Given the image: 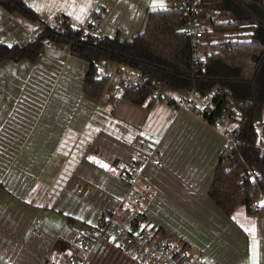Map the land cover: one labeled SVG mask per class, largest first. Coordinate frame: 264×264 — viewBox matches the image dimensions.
Segmentation results:
<instances>
[{"label": "crops", "instance_id": "crops-1", "mask_svg": "<svg viewBox=\"0 0 264 264\" xmlns=\"http://www.w3.org/2000/svg\"><path fill=\"white\" fill-rule=\"evenodd\" d=\"M25 1L49 24L85 25L103 10V37L131 38L151 10L164 9L161 0ZM38 26L0 5V45L18 44ZM89 66L53 41L35 62L0 63V264H139L113 241L72 257L87 227L121 201L132 206L145 184L152 192L138 213L149 229L175 237L203 264H264V197L257 214L239 206L229 218L209 196L227 127L152 97L137 105L87 96ZM146 138L139 159L135 143ZM133 166L141 177L131 188L121 174Z\"/></svg>", "mask_w": 264, "mask_h": 264}, {"label": "trees", "instance_id": "trees-1", "mask_svg": "<svg viewBox=\"0 0 264 264\" xmlns=\"http://www.w3.org/2000/svg\"><path fill=\"white\" fill-rule=\"evenodd\" d=\"M0 5L43 27L38 39L25 48L1 44L0 63L35 62L46 41L68 44L72 55L90 64L84 93L94 99H100L108 84L107 77L96 76L94 64L100 61L127 64L175 91L229 92L242 121L230 154L219 159L209 196L229 218L239 206L249 215L259 212V199L264 197L263 0H206L203 7L217 14L213 31L235 39L215 42L219 49L207 57L204 67L192 61V43L179 29L181 14L175 8L151 10L143 29L131 38L120 34L82 38L83 25L73 26L66 20L49 24L25 0H0ZM121 99L137 105L152 100L148 86L127 89ZM60 243L56 240L55 246Z\"/></svg>", "mask_w": 264, "mask_h": 264}, {"label": "built area", "instance_id": "built-area-1", "mask_svg": "<svg viewBox=\"0 0 264 264\" xmlns=\"http://www.w3.org/2000/svg\"><path fill=\"white\" fill-rule=\"evenodd\" d=\"M175 9L181 14L179 29L185 33L191 45V58L196 67H204L209 55L214 54L219 45L215 42L206 41L203 19L213 21L217 14L203 7L206 0H175ZM103 10L96 11L91 20L83 25L81 37L100 35V18ZM38 39L36 32L30 33L18 42L20 48H25ZM96 76L107 77L108 84L101 96L107 100L112 96H120L127 89L148 86L150 96L170 103L177 108L192 110L201 119L215 128L233 123V128L226 129L227 143L219 150L220 158L230 154L231 147L236 144L239 134L238 125L242 121V115L235 105L233 97L227 91H213L202 94L194 89L185 91L181 96L175 91L163 85L160 80L150 79L144 71L129 67L124 63L96 62ZM149 138L137 141L135 147L138 158L145 155ZM253 176L256 171L251 172ZM141 173L138 168L130 167L122 172L121 178L131 188L138 186ZM137 197L132 201V206L123 207L125 201H121L118 210L105 213L100 221L87 227L81 244L74 248L73 259L88 252V246L101 241H113L124 245L131 250L138 259L139 264H203L199 256L189 253L184 247L173 244L170 240L153 232L146 226L143 215L138 211L145 202L152 188L145 184L139 186ZM81 189V188H80ZM125 200V199H123ZM72 260L64 264H71ZM49 264H58L53 261Z\"/></svg>", "mask_w": 264, "mask_h": 264}, {"label": "rangeland", "instance_id": "rangeland-1", "mask_svg": "<svg viewBox=\"0 0 264 264\" xmlns=\"http://www.w3.org/2000/svg\"><path fill=\"white\" fill-rule=\"evenodd\" d=\"M173 5V1L172 0H161V7L160 8H164V9H167L169 7H171ZM216 20V18H215ZM203 26L205 28V33H206V41H210V42H221V41H226V40H230V39H235V37H226L224 36L223 34L221 33H217V32H214L213 29H212V21L209 20V19H203ZM43 29V27L39 24L38 26V32ZM116 101L114 100L113 102H110L111 105H116ZM263 121H264V111H263ZM225 127H228V128H233L235 125L231 122H228L224 125ZM261 129V125H259V130ZM144 134V133H142ZM142 137H144V135H142ZM262 199V198H261ZM151 230L153 232H155V228ZM162 236H164L166 239L170 240L173 244H176V245H179L181 246V244L179 243V241L177 242V239L175 237H172L170 235H167V234H163L161 233Z\"/></svg>", "mask_w": 264, "mask_h": 264}, {"label": "bare ground", "instance_id": "bare-ground-1", "mask_svg": "<svg viewBox=\"0 0 264 264\" xmlns=\"http://www.w3.org/2000/svg\"><path fill=\"white\" fill-rule=\"evenodd\" d=\"M174 3H175V2H174ZM174 6H175V5H174ZM174 6H173V7H174ZM33 32H34V31H33Z\"/></svg>", "mask_w": 264, "mask_h": 264}]
</instances>
